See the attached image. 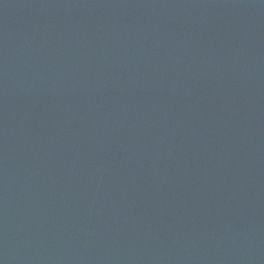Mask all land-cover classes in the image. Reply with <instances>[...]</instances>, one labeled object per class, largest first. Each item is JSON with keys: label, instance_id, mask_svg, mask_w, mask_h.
Here are the masks:
<instances>
[{"label": "water", "instance_id": "1", "mask_svg": "<svg viewBox=\"0 0 264 264\" xmlns=\"http://www.w3.org/2000/svg\"><path fill=\"white\" fill-rule=\"evenodd\" d=\"M0 264H264V0H0Z\"/></svg>", "mask_w": 264, "mask_h": 264}]
</instances>
